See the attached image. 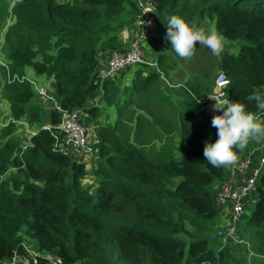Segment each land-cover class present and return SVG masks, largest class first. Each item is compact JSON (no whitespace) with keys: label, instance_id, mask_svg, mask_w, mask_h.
<instances>
[{"label":"trees","instance_id":"trees-1","mask_svg":"<svg viewBox=\"0 0 264 264\" xmlns=\"http://www.w3.org/2000/svg\"><path fill=\"white\" fill-rule=\"evenodd\" d=\"M153 3L160 30L173 15L190 26L207 19L224 40L242 42L236 54L220 58L218 68L229 80L228 99L256 112L248 97L264 87V0ZM136 13L129 0H0V60L11 74L32 70L51 78L58 107L82 111V123L94 125L96 135L90 175L76 158L53 149L47 131H39L22 150L10 120L56 125L60 114L47 110L28 83L7 84L0 65V100L11 115L0 129V258L26 238L32 249L63 264H236L231 253L238 249L220 250L206 235L208 224L218 221L215 185L226 177L227 167H213L204 158L205 141L215 143L218 137L213 116L197 110L198 85L178 84L185 111L178 117L177 135L187 147L178 159L167 151L144 155L127 139L137 119L148 120L134 105L136 98L151 97L152 86L161 81L154 69L128 68L104 81L100 96L101 62L123 50L120 33ZM165 59L157 54L164 74L169 70ZM103 105L115 109L114 122L99 123ZM129 106L133 115L124 116L121 111ZM246 152L237 150V155ZM10 171L15 172L5 178ZM87 176L92 180L85 185ZM242 222L257 229L264 225V171Z\"/></svg>","mask_w":264,"mask_h":264},{"label":"built area","instance_id":"built-area-1","mask_svg":"<svg viewBox=\"0 0 264 264\" xmlns=\"http://www.w3.org/2000/svg\"><path fill=\"white\" fill-rule=\"evenodd\" d=\"M129 1L134 4L137 11L132 22L134 29L133 37L127 42V46L122 51L111 53L107 61L100 66L98 72L100 96L103 94L101 86L104 81L117 79L123 71L135 66L147 65L153 68L159 74L161 81L167 86H170L168 78L159 69L156 62L147 58L142 44V41L150 33L152 22L155 20L153 13L155 5L153 0ZM1 62L0 60V65L5 68V80L7 84L14 82L28 83L47 110H55L60 114V122L56 125L45 123L35 127L30 126L24 120H10L12 123L20 125L25 134L26 139L21 142V149L24 150L30 146L31 138L37 135L39 131L44 130L52 137L54 143L53 149L55 151L67 155H76L78 158H82V161L87 158L86 162L81 163L85 165L90 162V169L96 156L95 150H93V146L91 145L92 143L89 140L88 128L82 123L84 113L82 111L66 112L61 110L48 88L41 86V84H38L27 74H11L8 67ZM228 85V78L223 72L219 71L213 82V90L208 96L219 97L221 100L228 99ZM259 93L264 95V87ZM208 96L205 99L196 101L206 109H214L213 105L215 101L209 99ZM215 111L216 113L214 115L222 113V110ZM263 171L264 140L248 150L234 165L228 166L226 177L216 187L215 204L219 209L218 221L221 224L215 231V237L219 243V249L235 248L244 250L247 255V264H251V258L257 255L254 254L241 237L240 224L247 215V207H250L249 198L256 194L257 182ZM42 261L45 264H63L60 258L50 254L40 253L32 249L24 241L17 244L6 256L0 258V264H42ZM200 264L218 263L205 260Z\"/></svg>","mask_w":264,"mask_h":264},{"label":"rangeland","instance_id":"rangeland-1","mask_svg":"<svg viewBox=\"0 0 264 264\" xmlns=\"http://www.w3.org/2000/svg\"><path fill=\"white\" fill-rule=\"evenodd\" d=\"M6 22H8V24H11V21L9 19H7ZM157 25L158 23L156 24V26ZM197 26L203 27L206 30L214 27L213 23L207 19H203L199 24H197ZM159 38H164V40H161L162 46H159L160 50H158L157 52L163 54L164 52H166L165 54H168V56L165 55L166 58L165 62L169 67L168 68L169 70L166 71L167 75L166 74L165 75L168 78L170 86H166L164 85L163 82L159 81L158 84L152 86L153 91L151 93L152 95L151 97L143 96L140 98H136L135 104L138 106L134 105L135 109L137 107H140L141 110L139 109L137 111L138 112L140 111L144 115H146L148 120H144L141 118L137 119L136 120L137 126L134 129L127 130L126 135H127V139L130 142H132L138 150L144 153V155H149L150 153H152V157H153L158 151H167L170 154H173L175 156L174 158L178 159L181 156V154H183L187 149V147L179 141V137L177 135L179 129L178 117L182 112L185 111L184 109L185 107L183 106L184 95L181 91L182 89L178 88L179 86L178 84H183V85L188 84L191 86L198 85L201 97L202 99H205L208 96V94H211L213 90L214 79L217 76V73L220 71L218 68L220 58L226 53H230L233 55L236 54L242 42L241 41L230 42L224 40L225 52L220 57H216L212 55L211 51L207 47L199 45L197 43L195 54L189 60V59H181L175 53L172 52L171 43L167 38V27H163L159 31ZM0 40H1V35H0ZM151 42H152V34L148 36L146 40L144 39L142 41V44L144 46V51L146 53L147 58L152 61V59L156 60L158 53L154 54L152 58V50L153 49L156 50V48L152 46ZM170 55L171 57H169ZM109 56L110 55L103 58V63L107 61ZM177 63L178 66L181 68V70L179 71L178 78L184 76L185 74L186 77H188L187 81H183L182 79H179L181 81L180 82L178 81L177 78L172 80L170 79L171 71L174 70V66ZM142 68L143 70H145V67L142 66ZM131 70L130 72H132ZM130 72L125 77V82H124L125 84L130 80L129 79L131 75ZM32 78L37 83L39 82V79H36L35 75ZM46 78L48 79V77ZM119 81L120 80L116 81L115 83L116 84L123 83V81L122 82ZM120 86L122 87V84H120L119 87ZM141 95L142 94H139V96ZM162 100L165 101L162 102ZM2 104L3 103L0 100V129L5 126V123L11 117L10 110L9 111L4 110L3 109L4 106ZM130 106L127 108L123 107L121 113L124 114V116L126 115L129 116V113L133 115L132 108ZM113 109L114 108L111 107L108 108L106 106L102 107V114L99 118L100 121L99 123L101 125H106L108 122L111 123L114 122V120L117 117V113L114 110L115 113H114V117L112 118L111 112L113 111ZM205 109L206 108L197 104V110H201L205 112L208 116H211L209 113H211L212 115L216 113L215 109H206L208 113ZM135 118L136 116L133 117V119ZM83 123L86 127L89 128L90 126L92 129L91 124L86 125L85 122ZM15 125L17 126V128L16 130L13 131L12 134L13 135L16 134L21 143L22 141H25L26 137L24 136L25 134L22 131V127L18 124ZM91 129L90 130L88 129L90 131L89 135L90 133H92ZM255 142L256 141H250L248 146L244 149V152H246L248 149H251V147L255 145L254 144ZM91 145H93V143ZM240 157L241 155L238 156V159H240ZM85 165H89L88 166L89 169L90 162L89 164H85ZM88 169L86 170L88 171ZM14 172L15 171L7 172L5 178ZM88 174L90 175V171H88ZM89 180H92L91 176H87L86 179L83 180V183L86 182L85 185H88ZM255 200H256V194H254L249 198V204L251 205L250 208L247 207L246 214H248L249 210L253 207L252 205L255 203ZM220 224L221 222L219 221L216 222V220L213 223L208 224L210 228V232L206 235L212 243L217 242V240L215 241L213 237L216 229H218ZM240 228H241V232H240L241 237L248 244L249 248L254 252V254L257 255L251 258L250 261L251 264L263 263L264 258L262 257H264V225L257 229L253 226L247 225L245 222L244 223L242 222ZM188 231L190 233H193L194 230L188 229ZM22 240L27 241L26 238H22ZM231 256L235 259V261L233 262L236 264H244L245 261H247L246 260L247 255L241 249H238L237 252L231 253Z\"/></svg>","mask_w":264,"mask_h":264},{"label":"clouds","instance_id":"clouds-1","mask_svg":"<svg viewBox=\"0 0 264 264\" xmlns=\"http://www.w3.org/2000/svg\"><path fill=\"white\" fill-rule=\"evenodd\" d=\"M167 38L171 49L181 59L190 60L197 43L207 47L216 57L225 52L224 37L214 27L206 30L195 24L190 26L175 15L167 21ZM208 97L215 101L213 108L222 110V114L212 117L211 125L217 129L218 138L215 143L205 141L203 155L213 167H228L236 163L237 150L243 151L250 141L264 140V95L255 93L248 97L255 102L256 112H249L245 105L230 99Z\"/></svg>","mask_w":264,"mask_h":264},{"label":"crops","instance_id":"crops-1","mask_svg":"<svg viewBox=\"0 0 264 264\" xmlns=\"http://www.w3.org/2000/svg\"><path fill=\"white\" fill-rule=\"evenodd\" d=\"M155 11V10H154ZM154 13V12H153ZM154 15H155V13H154ZM158 23V21L156 20V17H155V20H153V22H152V28H151V30H150V33L146 36V38L148 37V36H150L151 34H152V46L155 48V43H156V41L159 39V31H160V27L157 25L156 26V24ZM133 31H134V29H133V26H132V24H130L129 26H127V27H125L122 31H121V33H120V39H121V46H122V48H125L126 46H127V42L133 37ZM146 38H145V40H146ZM158 50H160L159 49V47H157V49L155 50V49H153L152 50V58H153V56H154V54H156V53H158L157 51ZM166 52H164V54H165ZM166 56H168V54H165ZM169 57H171V55L169 56ZM152 61L153 62H157V60H155V59H152ZM103 64V61L101 62V65ZM157 64V63H156ZM181 70V68L178 66V63L177 64H175V66H174V70L173 71H171V80L172 79H175V78H177L178 79V81H180L179 79H182L183 81H187L188 80V77H186V75L184 74V76H181L180 78H178V75H179V71ZM27 72V75L28 76H30L31 78L35 75V78L36 79H39V82L38 83H40L41 84V86H44L45 88H48V90L50 91V92H53V90H54V82H53V80L51 79V78H46V76H44V75H36L35 73H33L31 70H26ZM187 78V79H186ZM181 82V81H180ZM2 105L4 106L3 107V109L4 110H6V111H9V106H8V104L6 103V102H4V101H2ZM104 106V105H103ZM102 106V107H103ZM202 106V105H201ZM203 107V106H202ZM205 108V107H204ZM115 109H113V111L111 112L112 113V118L114 117V113H115V111H114ZM206 110V109H205ZM207 111V110H206ZM207 113H208V111H207ZM211 116H213L211 113H209ZM10 119V118H9ZM8 119V120H9ZM7 120V121H8ZM88 128V127H87ZM89 130L91 129V127L89 126V128H88ZM88 130V131H89ZM91 131H92V133H90V135H91V137H90V135H89V137H90V141H92L91 143H95L96 142V135H95V132H94V127L92 126V129H91ZM90 132V131H89ZM253 148V147H252ZM70 156H72V158H76L78 161H80V162H86L87 161V158H86V160H84V161H82V158H78L76 155H70ZM242 157H240V159H241ZM85 159V158H84ZM238 160V159H237ZM87 166H89V165H87ZM85 167L86 169L88 168V167ZM89 170V169H88ZM91 179V178H90ZM89 182H91V180H89ZM86 183V182H85ZM217 187V185H215V188ZM249 205H251V204H249ZM253 206V205H252ZM250 208V207H249ZM44 254V253H43Z\"/></svg>","mask_w":264,"mask_h":264}]
</instances>
